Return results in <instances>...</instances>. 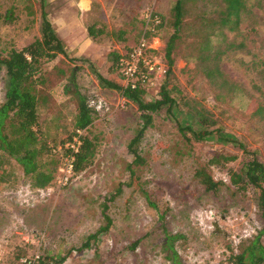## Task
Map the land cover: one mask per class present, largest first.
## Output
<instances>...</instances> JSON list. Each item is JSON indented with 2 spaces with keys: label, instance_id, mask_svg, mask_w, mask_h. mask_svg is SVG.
<instances>
[{
  "label": "rangeland",
  "instance_id": "1",
  "mask_svg": "<svg viewBox=\"0 0 264 264\" xmlns=\"http://www.w3.org/2000/svg\"><path fill=\"white\" fill-rule=\"evenodd\" d=\"M81 1L42 0L66 57L57 55L43 64L42 81L36 87L37 111L40 137L50 143L65 140L76 113L75 91L82 95L95 111L83 130L92 142L93 156L66 181L61 180L62 161L46 165L53 170L52 180L42 188L32 186L12 159L0 157V264H26L34 254H65L60 264H168L161 250L165 232L179 236L174 249L187 264H222L227 246L236 251L264 225L253 190H237L228 179L227 168L239 171L247 156L222 139L231 135L264 163V79L258 76L264 67V0H246L247 12L235 30L226 26L211 30L205 18L215 15L213 7H189L172 43L171 80L182 95L214 114L217 121L211 128L218 133L202 141L185 139L164 108L152 114L138 143L144 162L135 172L155 208L136 185L128 184L126 166L132 157L127 143L140 125L139 111L117 90L99 86L93 70L125 86L126 78L120 70L110 69L107 56L111 51L124 54L136 44L149 25L148 13L154 11L162 17V27L146 38L154 39L156 52L149 57L154 67L143 82L142 99H155L166 69L165 43L173 33L169 9L174 0H85L84 5ZM40 4V0H0V14L10 8L14 16L10 22L0 19L2 54L40 36ZM89 24L120 29L123 39L103 35L93 41L86 33ZM206 43L211 51L224 50L217 66L230 91L212 87L204 76L207 64L199 54L207 51ZM2 96L0 71V102ZM175 117L182 124L196 125L181 111H175ZM217 153L235 159L227 168L207 166L211 178L220 182L208 191L193 171ZM102 204L110 219L108 229L97 234L89 247L79 248L104 223ZM214 222L220 232L214 230ZM260 239L264 245V234Z\"/></svg>",
  "mask_w": 264,
  "mask_h": 264
},
{
  "label": "trees",
  "instance_id": "2",
  "mask_svg": "<svg viewBox=\"0 0 264 264\" xmlns=\"http://www.w3.org/2000/svg\"><path fill=\"white\" fill-rule=\"evenodd\" d=\"M40 4V36L34 38L31 42L21 48H10L5 54L0 52V71L3 73V96L0 102V157L12 159L22 171V174L30 179L32 186L37 188L45 187L52 180V169H45L46 165H54L56 161H61L62 158L69 152L63 144L70 140L75 129L80 130V143L77 151L73 154L72 173H76L84 169L91 161L93 156V145L87 136L83 134V130L91 123L95 111L89 107L86 99L79 95L76 91V113L74 115L72 129L68 133L65 140L56 143H50L40 137V127L38 121V96L37 85L42 81V66L44 63L54 59L57 55L66 57L64 44L52 29L47 13L43 9L42 0ZM246 0H174L170 9L169 17L171 18V27L173 33L169 36L165 43L164 58L166 61V69L163 72L162 83L157 92V97L150 101L142 99L143 80L140 74H146V68L141 63L138 65L137 73L134 75L133 87L128 82L125 86H120L117 83L103 78L100 74L93 70L94 77L101 87L117 90L125 99L135 103L136 109L139 111L140 125L135 130L133 136L127 143V150L131 154V161L127 164L128 184L137 186L144 197L148 200V194L139 187L138 175L135 168L139 167L144 159L138 152V143L143 135L145 128L152 121V114L161 108L165 112L175 118V126L178 133L185 139L194 141H202L207 137H211L218 130L211 128L216 124L214 114L206 109L201 102L194 98L181 94L179 87L172 82V43L181 30V26L187 17L188 9L194 4L196 8L201 5L202 9L207 6L213 7V17H206L205 24L211 30L217 26H226L235 30L241 15L247 12L245 5ZM208 8V7H207ZM206 8V9H207ZM0 19L3 22H10L14 19L12 9H7L3 14H0ZM149 25L140 32L144 38H151L162 27V17L154 11L148 13ZM87 36L93 41L98 42L99 38L104 36L114 37L122 40L123 31L106 30L103 27H96L94 24L86 26ZM229 46V45H228ZM231 47V46H229ZM207 51L199 54V59L207 65L204 68L203 74L208 79L212 87H226L227 91L231 87H227L223 73L219 70L217 62L223 49L210 50V46L206 43ZM128 48L126 52L129 50ZM154 49H147L145 56L149 57L155 53ZM120 53L111 51L107 60L110 62V69L119 70ZM202 62V63H203ZM256 66L258 62L255 63ZM264 64V63H263ZM255 67V65H254ZM261 74L258 76L264 79V67L261 66ZM121 75V74H119ZM149 75V74H148ZM122 76V75H121ZM72 86L73 79L70 78ZM168 84H170L168 86ZM66 87H68L66 85ZM221 100L223 96L216 94ZM181 111L182 116H187L193 119L194 127L188 124H182L175 117V111ZM261 116L264 117V109L261 111ZM181 118V117H180ZM224 142L231 143L236 146L247 156L246 162L242 169L234 171L227 168V164L235 159L234 155L217 153L213 154L207 163L196 167L193 171L194 177L205 190L214 191L220 182L214 181L207 173V166H217L219 168H227L229 182L237 190H246L251 188L255 193L256 203L260 214L264 217V163L256 159L249 152L244 144L230 136L222 138ZM60 146L59 152L52 151V148ZM151 207L155 208L153 202L148 200ZM104 223L99 225L97 230L89 234L81 243L79 248H87L91 242L95 241L96 235L105 232L110 225V219L105 214L106 205L101 206ZM264 234V225L256 232L254 236L245 242H241L238 249L235 251L232 247L227 246V254L225 255L222 264H264V245L261 242V236ZM179 236L176 234L164 233L161 250L168 264H187L177 250L174 249V241ZM65 258L63 255L43 254L30 264H60Z\"/></svg>",
  "mask_w": 264,
  "mask_h": 264
},
{
  "label": "built area",
  "instance_id": "3",
  "mask_svg": "<svg viewBox=\"0 0 264 264\" xmlns=\"http://www.w3.org/2000/svg\"><path fill=\"white\" fill-rule=\"evenodd\" d=\"M154 39L148 41L143 36H140L137 43L134 44L127 52L120 54L118 63L121 75L126 78L127 83L129 82L131 87H133L134 75L137 73L138 65L143 64L146 68V74H140L143 80H147L148 74L153 71L154 63L145 56L147 49H155ZM81 131L75 129L71 135L70 140L63 144L64 148H67L69 152L62 158V166L59 168L62 171L63 177L62 181H66L70 174L72 173V160L73 154L77 151L78 145L80 143ZM61 147L58 145L52 148V151L59 152ZM38 257L34 254L30 260H26V264L32 263Z\"/></svg>",
  "mask_w": 264,
  "mask_h": 264
},
{
  "label": "water",
  "instance_id": "4",
  "mask_svg": "<svg viewBox=\"0 0 264 264\" xmlns=\"http://www.w3.org/2000/svg\"><path fill=\"white\" fill-rule=\"evenodd\" d=\"M212 226H213L215 231L220 232V229L215 222L212 224Z\"/></svg>",
  "mask_w": 264,
  "mask_h": 264
},
{
  "label": "crops",
  "instance_id": "5",
  "mask_svg": "<svg viewBox=\"0 0 264 264\" xmlns=\"http://www.w3.org/2000/svg\"><path fill=\"white\" fill-rule=\"evenodd\" d=\"M81 2H82L83 5L86 4L85 0H82Z\"/></svg>",
  "mask_w": 264,
  "mask_h": 264
}]
</instances>
